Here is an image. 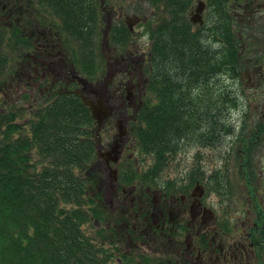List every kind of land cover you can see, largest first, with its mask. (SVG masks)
<instances>
[{
	"label": "trees",
	"instance_id": "obj_1",
	"mask_svg": "<svg viewBox=\"0 0 264 264\" xmlns=\"http://www.w3.org/2000/svg\"><path fill=\"white\" fill-rule=\"evenodd\" d=\"M99 1H30L52 11V32L72 68L88 80L103 66L105 29ZM143 1L161 6L157 25L150 31L151 71L147 70L148 91L158 102L143 104L132 134L140 153L152 163L142 174L134 169L132 161L123 163L117 184L123 188L139 180L137 184L161 185L185 193L199 182L223 199L237 189L239 166H243V179L250 181L253 177L247 172L248 167L253 170L249 154L254 145L246 137L240 138L239 122L228 119L229 110L237 103L234 93L222 85L221 76L233 81L241 78L243 46L259 30L256 32L255 18L247 16L244 19L248 22L243 23L227 14L221 0H210L209 25L205 22L198 29L189 20L194 0ZM6 29L0 26V92L15 73V63L21 57L28 59V51L18 54L31 46L15 25L8 30L16 43L3 45L1 32ZM130 36L124 24L115 22L107 33L108 44L123 50ZM24 94L26 102L35 101L36 97ZM44 97H40V105L32 103L30 119L24 123L17 122L22 110L15 103L0 111V264L112 263V254L100 248L97 240L101 245L119 246V264H160L158 259L135 252V242L145 240L151 246L153 239L137 237L131 230L136 236H130L122 225L119 230L114 216L106 210L102 193L96 190L101 165L88 108L67 88L52 87ZM245 120L243 117L241 121ZM240 144L245 146L242 160L238 155ZM206 149L221 153L211 159L219 163L211 170L203 166ZM192 151L194 163L186 173L164 180L163 174L171 165ZM93 221L106 222V230L88 234L83 225ZM222 224L225 227L221 220V228ZM259 231L264 248V221ZM129 238L135 242L129 243Z\"/></svg>",
	"mask_w": 264,
	"mask_h": 264
},
{
	"label": "rangeland",
	"instance_id": "obj_2",
	"mask_svg": "<svg viewBox=\"0 0 264 264\" xmlns=\"http://www.w3.org/2000/svg\"><path fill=\"white\" fill-rule=\"evenodd\" d=\"M129 1L130 0L99 1L101 9L103 8L102 20H104L103 23L101 22L102 28L106 29V25L110 26L112 25V22H124V20L127 18L128 22L130 23L128 26H131L132 28V34L128 40V43L125 45V51L121 50V52H127L130 50L135 52L139 51L141 53V49L145 50L148 42V35L145 32L154 26L155 17L158 16V11L150 4L141 0H137L138 9L133 8V13H131V8L125 5ZM244 1L251 10L250 14L255 11L250 16L255 18V26L257 27L256 32L258 29L259 30L257 34L252 36L251 40H248V43L243 46L245 51L243 53L244 59L242 60V75H244L245 72H248L253 76V79L257 84L256 86H252L246 77L233 81L225 75L221 76V83L230 89H227L229 92L234 93L232 96H234L237 103V106L234 108H229L230 110L228 119L232 118L234 121L241 122L242 118L245 116L246 120L243 125V129L245 130L244 137H246V140L249 139L254 145L253 151L249 154V157L253 161V170L248 167L247 175H252L254 178L252 177L250 181L243 179V166H237L238 171L241 173V176L239 175L240 178L237 179V189L232 190V195H227L226 197H223V199H220L219 196L217 197L215 194L209 193V191L205 192V188L202 186L204 192L207 194L204 196L203 203L209 208L210 211L213 212L214 210L215 213V217L211 214L207 215L208 226L205 232L208 237L205 238V242H207L206 245L200 243L196 236H191V240L189 241L191 242V247L190 245L187 247L188 242L185 238L186 228L184 223L180 225V227L177 229L178 232L176 233V238L179 242H182L181 244L183 248L182 253L174 254L177 259L174 260V256L171 255L173 253L167 252L163 255L160 254L161 252L158 253V250L153 252L151 248L158 249V242L150 248L139 243L135 252L138 253L139 251L148 259H158L161 262H164V260L167 258L166 261H170L171 263L178 262V264H191L193 259H198L197 264H209L210 261L212 264H237L236 259H244V256H238L239 253L236 251L234 252L236 249H230V247L234 248L236 246L238 249V247H242L245 244V251L247 252L248 256L245 264H264V256L262 253L255 247L251 246L248 239H245L247 233H253V224L257 221V218H264V136H258L256 134L258 121H260L264 126V38L256 37L258 35H263L264 37V0ZM226 3V11L230 12L229 14L233 16L231 11L236 4V0H226ZM239 3L241 2L239 1ZM0 4L6 7V13L10 14L11 19H17L15 21L18 22V25H26L24 28L17 27L19 28V33L26 35L31 44L29 48L21 51L18 55H23L26 51H28L29 54L33 56V60H24V58L21 57L20 61L15 63V65H17L15 72H18L19 70L20 72L18 73L20 74L18 76H12L5 84H3V91L0 92V111L7 109L10 104L15 103L16 108L22 110V116L17 120V122L24 123L30 119L32 103L34 106L40 105L43 101L42 98L40 99L38 97L43 96L42 92L45 91L47 94H49V91L52 89L50 88V85H53V80H51V78H54L53 75H58L55 77L56 80L60 78L61 75L63 76L60 66H53L52 61L54 58L51 56L55 54V49L61 51L62 48L58 42H54L53 45L55 44V46L48 51L51 55L45 56L40 52L39 48L32 52L33 48L39 47L36 44V39L39 36L45 35L44 24L42 23V19L44 17V6L38 4L32 5L29 0H0ZM156 8L158 9V7ZM112 12L115 13V15L111 17L110 20L112 21L109 24H106L105 19L108 18ZM50 13H52L51 10ZM51 16L55 17L54 15ZM210 18L211 13L208 11L204 18V21H206L208 25ZM134 20L137 22H134ZM48 27L51 28V25H48ZM8 28H10V25H8L5 31L1 32V34L4 32L3 45H6L7 43L14 45L17 40L11 38V29L8 30ZM248 36H250V33H248ZM103 42L104 45H107L105 35L103 37ZM101 51L102 53L104 52L103 55L106 57L108 55L111 56V53H109L111 49L107 48L106 46H104ZM61 55H63V50L61 51ZM9 56H11V54ZM12 61H14V59H12ZM40 64L44 65L45 73H43L44 71L39 70ZM37 69L38 76L34 73H37ZM42 73L43 75H40ZM67 76H69V73ZM46 77L49 79H45ZM54 84L56 85V83ZM99 84L101 85V81ZM99 84L93 83L92 86L96 88L99 86ZM92 86L91 88H93ZM53 89H57V87H53ZM24 93L27 95L30 94L32 98L33 96L36 97L37 100L35 99V101H31L29 103L26 102L23 98V95H25ZM103 95H106L105 92H103ZM133 111L134 107H132L130 111L131 116L133 115ZM244 147L245 146L243 144H240L238 147L241 148L238 151L240 160H242V157L245 155L243 152ZM256 148L257 150L254 152ZM193 154L194 152L192 151L185 157L182 156L180 160H176L171 165L168 173L163 174V179L172 180L174 178H181L178 174L186 173V171L193 165ZM203 154L205 155L203 158V166H206V168H209V170L215 168L219 164L217 161L211 159H214L215 156L221 155L220 152L206 149L203 150ZM131 161L133 163L134 169L140 174L144 173L152 163L150 158L144 157L142 154L135 151L133 152V160H129L128 163H131ZM99 165L103 167V172L100 174L101 179L99 185L96 187V190H100V192L104 194L103 203L108 204L110 208L106 204V206L104 204H102V206H105L106 210L109 211V214L114 216L115 221H117L116 224L119 225V230L121 228L122 222L126 221L124 223L128 227L126 230L127 234L130 230H134L137 233V237L140 236L146 239H152L154 237L157 238L156 234H154L155 232L152 233L154 236L152 237L151 233L145 230L147 223V213H144L142 218L140 217L138 220H136L135 212L137 211V204H135V199L132 202L134 191L136 196L139 195V193H142V206L147 208L149 206L148 188L159 191L156 190L157 187H155L153 184L150 185L149 183L137 184L139 180H136L134 181L135 185L122 186L124 189L120 191L119 183L117 184L115 180V182L112 184L116 185L114 187L118 190V192L114 190V187H109L106 189V187L110 185V176H105V165H103L102 162L99 163ZM112 168L114 167H111V169ZM200 184L203 185L202 183ZM154 190H150V193H152ZM126 191L131 192V194H128ZM204 194L202 193V197ZM151 195L150 199L152 197ZM156 200H158V197ZM189 200H191V198H189ZM218 201H222L221 204L218 203ZM120 210L122 212L123 210H126V214H122ZM210 215L212 217H210ZM183 218L185 221H191V214H189V210H187ZM181 219L182 218H179V220ZM194 219H196V216ZM221 220L223 221L222 223L226 225V232L221 231V233L216 234V232L219 231L215 227H217V223H221ZM105 223L106 222L93 221L92 223L84 224L83 226L84 229L88 231V234L95 235L97 229L102 228L106 230L105 227L107 224ZM222 226L224 227L223 224ZM133 235L136 236V234ZM166 238L168 237L161 238L163 242L162 252H166V248H168V245L170 244ZM142 241L144 243L146 242L145 240ZM128 242L135 241H133L132 238H129ZM208 242L211 244L207 245L209 244ZM97 245L100 248L106 250L107 254H112V263L110 264H119V261L117 260L120 258V255L117 252L120 250L117 244H115L118 246L117 248H115L114 245L112 248L109 243H104L101 245L100 241L97 240ZM220 247L221 253L218 252V248ZM120 248L125 249V251L128 250L125 245H120ZM191 248L193 250H191ZM215 248L216 251L214 252L213 249ZM185 251H192V253L191 255L188 253L186 254ZM211 254L213 257L209 259ZM169 255H171L172 258L168 257ZM215 257L217 258V261L215 260ZM242 264H244L243 261Z\"/></svg>",
	"mask_w": 264,
	"mask_h": 264
},
{
	"label": "flooded vegetation",
	"instance_id": "obj_3",
	"mask_svg": "<svg viewBox=\"0 0 264 264\" xmlns=\"http://www.w3.org/2000/svg\"><path fill=\"white\" fill-rule=\"evenodd\" d=\"M191 9L192 13H190V18L193 19V15L198 16L195 13L198 8L193 5V8ZM206 14L207 7L205 5L204 10L201 14L202 22L196 24L194 26L195 28L202 29V27H204V18ZM44 28L45 35L39 36L36 39V44L39 47H35L33 51L39 48L40 52L46 56L51 55L48 51L55 46V44L53 45V43L58 42L59 40L57 38V35L52 32V29L48 27V24L45 25ZM149 44L151 45V41L149 42ZM58 54L59 52L55 50V54L51 56L55 59L56 55ZM118 54L119 55H116L114 52H112L111 56L108 57L109 60L106 62L108 69L102 79L103 81L101 82L99 89L101 93L93 88H87V86L84 87V92H93L95 97H90L95 104L101 103L102 107H105L109 111L108 117L103 121L99 130L96 128L95 133H98L97 135L99 136V139H97V148L103 151V155H101L100 158L105 163L106 170L107 172H109L110 176L114 177L116 175V178L118 174L117 170H119L120 167H123V162L126 159H129V153L131 154L130 149L132 148V145L127 143L128 140L126 138L129 122L133 118V116L130 115V111L132 107H134L133 112L135 113L142 105L143 97L145 95L143 86L145 81V67L146 65L150 67L149 55H147V53L145 52L140 53L139 51L135 52L129 50L125 52V54ZM30 57L33 60V56L30 55ZM52 63L54 64L55 62L52 61ZM56 65L61 67V61L58 60L56 62ZM40 66L42 69L44 68V65L40 64ZM34 73L38 75V69L37 73ZM248 78V81L251 83V85L256 86L257 83L253 79V76L248 75ZM102 90L106 92L105 96H103ZM125 154L126 157L124 156ZM111 160H113L114 162H111ZM110 164L114 165V175H111L112 172L110 170ZM148 193L150 197V191ZM153 193H155V195L152 196V204H149L147 208H143L144 206H141L142 193L134 196L138 199L139 203L138 210L135 212V218L136 220H138L140 217L142 218V215L144 213H147L146 225L149 226L147 231L149 233L155 232L154 234L156 235L158 234V253L161 252L160 254H162L163 242L161 243V238L163 237H168L166 239H168V241L170 242L168 248H166V253H173L171 255L174 256L175 253L183 252L181 244L182 242H179L176 238L177 230L174 229V225L180 222L179 218H183V214L187 212V210H189L191 214V221L185 223V238L188 242L187 247H189V245L191 247V242H189L191 240V236H196L197 239H199L200 243H204V239L208 237L205 232L208 226L207 215L211 214V212L209 208L203 203V190L201 188H194L190 191L188 196L180 195L179 198H176V196L173 195H169V199H167L168 201L166 200V193L162 190L153 191ZM156 196L158 197V200H155ZM189 198H191V200H189ZM122 214H126V210H123ZM195 216L196 219H194ZM210 217L212 216L210 215ZM151 224L153 225V227H151ZM253 228L254 233L255 224H253ZM217 230L219 232H216V234L223 231L219 227ZM202 235L205 238H199ZM251 238H253V234L247 233L245 239H248L250 241ZM210 244L211 243H209L208 245ZM250 245H252V243H250ZM230 249H236L234 250V252H238V256H244V259H236L237 264H242V261L245 264V261L248 258L247 252L245 251V244L242 247H238V249L236 248V246L234 248L230 247ZM191 250L193 249L191 248ZM218 250L221 253V247L218 248ZM185 253L191 255L192 251H185ZM171 255H169L170 258H172ZM211 258L212 257H210L209 259ZM176 259L177 257L174 256V260ZM215 260L217 261L216 257ZM197 261L198 259H193L191 264H197ZM164 264H171V262L166 261ZM173 264H178V262H173ZM209 264H212V262L210 261Z\"/></svg>",
	"mask_w": 264,
	"mask_h": 264
},
{
	"label": "water",
	"instance_id": "obj_4",
	"mask_svg": "<svg viewBox=\"0 0 264 264\" xmlns=\"http://www.w3.org/2000/svg\"><path fill=\"white\" fill-rule=\"evenodd\" d=\"M86 105L89 106L93 118L96 120L97 125L100 126L109 111L105 107H102L101 103L95 104L92 101H88L86 102Z\"/></svg>",
	"mask_w": 264,
	"mask_h": 264
},
{
	"label": "bare ground",
	"instance_id": "obj_5",
	"mask_svg": "<svg viewBox=\"0 0 264 264\" xmlns=\"http://www.w3.org/2000/svg\"><path fill=\"white\" fill-rule=\"evenodd\" d=\"M92 81H96L94 77H92Z\"/></svg>",
	"mask_w": 264,
	"mask_h": 264
}]
</instances>
